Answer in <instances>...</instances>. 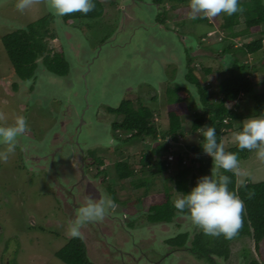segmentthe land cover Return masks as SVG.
<instances>
[{
	"label": "rangeland",
	"instance_id": "1",
	"mask_svg": "<svg viewBox=\"0 0 264 264\" xmlns=\"http://www.w3.org/2000/svg\"><path fill=\"white\" fill-rule=\"evenodd\" d=\"M100 1L105 7L101 18L76 19L64 28L58 22L64 16L55 15L48 7V0H32L24 12L17 10V0H0V116L3 117L0 126H12L17 116L25 117L28 125V130L17 138L15 152L6 162L0 161V264H9L15 259L17 264H65L55 253L68 240L77 238L69 234V226L78 209L89 200H114L111 191L116 193L120 203L115 202L117 207L110 209L103 220L83 226L78 237L85 242L93 264H207L206 259L198 261L186 250L167 244L168 240L189 232L191 247L194 234L201 229L193 225L188 216L176 215L173 223L163 224H150L143 219L149 214L152 197L163 191V178H174L180 169L187 167H179L175 158L184 155L186 165L190 160L196 161L197 156L189 152L187 145H198L203 139L202 130L192 133L193 114L204 113L197 92L196 98L188 102L192 112L182 117L179 141L166 135L171 108L167 104L166 89L181 84L193 93L196 91L185 79L189 50L194 75L202 80L203 87H209L213 96L218 92L217 82L230 77L228 66L232 63L230 57L234 59V56L248 66L246 74L254 81L257 93H264V48L256 54L240 53L245 44L264 36L250 35L228 41V34L219 29L216 20L209 18L210 22L198 24L190 16L174 13L178 7L189 6V0L185 6L166 2L158 7L146 6L154 0ZM162 12L168 18L165 24L159 22ZM47 15L52 17L50 34L45 39L50 56L63 54L69 62L70 74L60 77L41 68V76L46 77L39 78L34 97L25 83L16 82L17 75L2 38L26 29ZM223 16L222 13L217 16V21L222 23ZM176 21L183 24L178 26ZM244 28L237 26L234 31ZM233 42L234 48L229 50ZM42 60L39 59V64ZM207 69L211 70L210 75L205 73ZM126 99L135 108L146 105L155 110V124L160 133L158 142L170 149L169 154H163L170 165L167 174L151 183L147 190L133 189L131 179L124 189L114 170V164L122 160L140 173L144 153L155 147L150 140L136 146H121L119 140L129 135L123 137L112 131V123L122 118L110 114L109 108H117ZM253 101V95L243 96L234 106L242 119L228 120L234 130L223 138L225 150L238 146L234 133L242 130L246 119L256 117ZM68 106L72 107L70 112L78 128L73 141L78 138L76 145L79 144L66 161L74 170L72 178L65 176L66 172L57 176L55 173H60V169L58 164L52 166L54 158L49 157L52 153L44 152L48 155L46 159L40 153L46 151L45 142L55 144L62 138L52 137L55 127L49 133L48 129L55 123L52 117L55 109ZM6 147L0 144V151ZM94 155L104 161L103 166L89 164V156ZM82 164H85L86 176L75 171L76 166ZM239 169V185L264 182V160L258 159L255 151H250L247 160L239 161ZM104 171H107L106 176L101 173ZM196 175L198 181L201 176ZM169 184L174 201L182 194L175 191L172 182ZM140 199L147 201L140 202ZM229 249V259H218L219 264H251L254 260L264 264L253 237L234 240Z\"/></svg>",
	"mask_w": 264,
	"mask_h": 264
},
{
	"label": "trees",
	"instance_id": "2",
	"mask_svg": "<svg viewBox=\"0 0 264 264\" xmlns=\"http://www.w3.org/2000/svg\"><path fill=\"white\" fill-rule=\"evenodd\" d=\"M245 1L246 3H244ZM93 2L95 4L93 11L87 15L80 12L68 14L65 17V21L70 23L76 19L93 20L101 18L104 15L105 7L100 0H93ZM153 2L161 6H164L166 2L185 6L188 0H154ZM240 7L242 11L232 16L224 14L222 23L217 21V17L211 18L216 20L220 30L228 34L226 40L247 38L250 35L264 36V0H240ZM174 13L178 16L184 15L185 17H189L191 9L189 6L178 7ZM51 19L52 17L47 15L39 21L30 24L26 29L13 31L2 38L3 46L11 62L13 72L22 81H28L34 76L39 59H43L44 64L53 73L65 76L69 72V64L65 61L63 54H56L54 58H51V51L45 42L48 34H50L49 26ZM167 19L165 12H162L159 22L165 24ZM193 22L198 24L207 23L210 22V19L203 18L200 14H197ZM182 24L178 22V26ZM237 26H245V28L235 32L234 29ZM233 48L234 42L229 47V50ZM263 48L264 39L260 38L245 44L244 47L240 48V53L243 55L256 54L263 50ZM189 53L190 51L187 50L186 63L188 64L185 79L196 88V91L193 93L192 89L181 84L170 85L166 89L167 104L169 108H172L168 111L169 127L166 135L173 141L178 142L180 139L182 117L192 112V108L188 106V102L196 98L194 95L196 92L204 113L195 112L193 116L191 115L193 117L192 133L201 131V128L205 126L215 127L218 143H223L224 136L234 130L232 124L227 123L228 120L238 121L242 119L241 115H238L234 109V106L241 97L253 95V114L255 116L264 114V93H257L254 81L246 74L248 66L243 64V61L239 57L234 56V59L230 57L232 61L228 66L231 68L229 71L230 77L217 82L218 92L216 96H213L212 93L210 94L209 87H203L202 80L194 75L193 68H191L192 59L189 58ZM205 73L210 75L212 72L210 69H207ZM109 113L122 118L121 121L112 123V131L119 133L123 137L129 135L124 140H119L121 146H136L146 140L154 142L155 147L150 152H145L142 157L140 173H137L136 169L128 162L119 160L114 164L115 174L123 184L124 189L128 186L126 182L130 181V179L132 180L130 184L133 189H149L153 185L151 183L160 180V176L164 177V174H167L170 167L167 160L168 157L163 156L164 153L169 154L170 149L167 145L158 142L160 133L158 131L159 128L155 124V110L146 105L135 108L133 103L126 99L118 108H109ZM187 148L190 153L197 156V160L194 162L190 160L191 163L186 165L187 157L184 155H179L175 158L179 167L183 165L187 167L180 169L174 178L166 176L163 178V191L152 197L148 210L149 214L143 216V219H146L148 223H173L176 215H182L178 214L173 206L172 188L169 183H173L176 192L185 194L191 191L190 186L192 188L196 186V173H199L201 177L211 174L212 159L204 154L201 143L198 145H187ZM225 151L237 153L238 161H245L250 155V151H240L238 146ZM89 159V164L93 166L97 165L100 167L104 165V161L95 155L89 156ZM101 173L106 176L107 171ZM147 174H149V177L145 178L144 176ZM220 174L231 177V183L228 186L229 190L238 195L245 204V211L242 214L243 224L238 234L231 239H227L223 235L215 237L205 235L200 230L199 233L196 232L194 234L192 245L189 247L188 243L191 235L189 232H185L168 240L167 244L176 249L186 250L198 261L206 259L207 264H219L218 259H229V245L232 241L244 237H253L256 249L264 259V182L259 184L245 182L239 185L237 175L225 172L223 169L217 170V176ZM110 193L115 202L120 203L119 199H116V193L112 191ZM145 201L147 200L140 199V202ZM184 216L187 215L184 214ZM55 256L65 264H93L90 261L86 244L80 238L68 240L66 245L55 253ZM15 260L13 262L17 264ZM13 262L9 261V264ZM251 264L260 263L254 260Z\"/></svg>",
	"mask_w": 264,
	"mask_h": 264
},
{
	"label": "clouds",
	"instance_id": "3",
	"mask_svg": "<svg viewBox=\"0 0 264 264\" xmlns=\"http://www.w3.org/2000/svg\"><path fill=\"white\" fill-rule=\"evenodd\" d=\"M31 3L32 0H17L16 8L24 12ZM48 7L55 15L63 17L75 12L87 15L94 10L95 4L93 0H48ZM189 7L190 19H195L197 14L203 18H215L221 13L232 16L242 11L240 0H189ZM0 119L3 117L0 116ZM27 130V121L23 116H17L12 126H0V144L7 146L0 151V161L6 162L9 155L15 152L17 138ZM201 130V147L213 163L211 174L199 178L190 192L173 201V206L178 214H186L205 235H223L231 239L242 227L245 204L229 190L231 177L223 174L217 176V170L240 175L238 154L226 152L223 143H218L215 127L205 126ZM234 140L240 151H255L256 157L264 160V114L246 119L242 130L234 133ZM116 207L117 204L111 198L99 202L89 200L86 206L78 209L75 220L70 222L69 234L78 238L83 226L103 220L107 212Z\"/></svg>",
	"mask_w": 264,
	"mask_h": 264
},
{
	"label": "flooded vegetation",
	"instance_id": "4",
	"mask_svg": "<svg viewBox=\"0 0 264 264\" xmlns=\"http://www.w3.org/2000/svg\"><path fill=\"white\" fill-rule=\"evenodd\" d=\"M127 3L128 2H126V6H128ZM153 5L157 6V7L159 6V5H155L154 3L153 4H151V3H147L146 4V6H150V7L153 6ZM137 6L140 8L139 4ZM129 7H131V6H129ZM66 16L67 15H65L64 18H62L61 21L58 20V22L63 24L64 28H67L68 26L72 25L76 21V20H74V21H71L70 23H67L65 21V17ZM128 16L131 17V14H128ZM63 32L66 33L67 31L65 30ZM68 33L69 32H67L66 34L68 35ZM66 34H64V35L66 36ZM64 59H65V57H64ZM38 61H37V67H36L34 76L30 80L22 81L19 78H17V81H16V82H19V83H25L26 86H28L30 88V91L32 92L34 97H35V95H34L35 92H37V90H38L39 78L46 77V76H41V74H42L41 73V68L46 70L47 72L49 71L50 73H52L54 75H57V76H60V77H66V76H68L70 74V65H69L68 74L65 75V76H61V75H58L56 73L51 72L48 69V67L44 64L43 60H42V64H39ZM65 61L69 64L67 59H65ZM39 68H40V74H39ZM20 81H22V82H20ZM48 83L52 84V82H50V80H48ZM60 101H62V99ZM55 107H56V104H55ZM71 108H72L71 106H68L65 109H62V108L57 109L56 108L55 111L52 113L53 114L52 117H54L56 120H55V123L51 127H49L48 133L51 132V128L55 127V131L51 132V133H55V134L52 135V137L54 138L55 136H57V137L60 136V138H61V136H62V138L58 142H55V144H51V143L49 144L48 141L45 142L46 151H41L40 153H42L41 157H43L44 159H46V157L48 156V155L46 156L44 154V152L52 153L51 155H49L50 158H54V162H51L53 164L52 166L56 167L55 165L58 164L59 169H60L59 170L60 173H58V174H57V172L55 173L57 176H59L60 174L64 175L63 172H66L67 174H65V176L67 175L69 177L71 175V178H72L74 170L72 168H70V166H67L68 164H67L66 161L69 160V157L74 155L73 154L74 153L73 149L75 148V146H77L79 148V144L76 145V142L78 141V138L73 141V139L77 136V134H74V132L75 131L78 132V128L75 127V124L73 122V118H72V115H71V112H70ZM49 135H51V134H49ZM68 147H70L72 150L70 151V148L68 149ZM42 161H40V162H42ZM64 166H66V167H64ZM46 167H48V166L46 165ZM46 167H43V170H45ZM84 167H85V164H82L79 167L76 166V168L78 170L76 169L75 171L79 172L81 176H86L85 175V171L86 170H84ZM57 171H58V169H57ZM47 172H50V171L47 170Z\"/></svg>",
	"mask_w": 264,
	"mask_h": 264
},
{
	"label": "crops",
	"instance_id": "5",
	"mask_svg": "<svg viewBox=\"0 0 264 264\" xmlns=\"http://www.w3.org/2000/svg\"><path fill=\"white\" fill-rule=\"evenodd\" d=\"M244 38V37H243Z\"/></svg>",
	"mask_w": 264,
	"mask_h": 264
}]
</instances>
